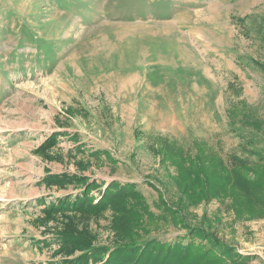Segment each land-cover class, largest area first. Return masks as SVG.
I'll return each instance as SVG.
<instances>
[{"label":"rangeland","instance_id":"rangeland-1","mask_svg":"<svg viewBox=\"0 0 264 264\" xmlns=\"http://www.w3.org/2000/svg\"><path fill=\"white\" fill-rule=\"evenodd\" d=\"M261 63L264 0H0V264H70L75 229L112 245L114 211H48L113 182L140 195L139 241L200 229L264 264V201L221 163L241 153L231 125L264 140Z\"/></svg>","mask_w":264,"mask_h":264},{"label":"trees","instance_id":"trees-1","mask_svg":"<svg viewBox=\"0 0 264 264\" xmlns=\"http://www.w3.org/2000/svg\"><path fill=\"white\" fill-rule=\"evenodd\" d=\"M260 66L264 68L263 63ZM231 131L240 140L241 153L231 156L233 167H229L224 161L221 162L224 171L234 173L233 184L239 187L245 198L249 201H264V189L260 187L259 179H252L249 176L250 172L255 171L256 168L264 169V163L258 164L259 167L257 163H252L250 160L257 157L259 162H264V140L257 135V132L236 125H231ZM47 180L50 184L70 181L65 175L49 176ZM84 182L86 184L88 180L84 179ZM224 184L227 185V182ZM98 187L97 182H91L87 189ZM76 197L78 196H70L65 202L62 201L51 208L48 211L49 218L56 216L59 212L67 211L72 206H74L72 213L77 211L76 214L85 215V219L90 218L91 215H93L92 218H100L107 210H112L114 217L113 219L111 217L110 225L111 229L112 227L116 229L118 237L112 244L113 246L97 247L96 239L91 235H85L83 230L75 229L74 232L64 230L68 236L72 237L63 239L66 242L62 246L68 253L74 248L80 252V255L73 259L77 261V264H83L89 258H95L101 262L100 264H242L248 259L232 248L223 247L212 235L200 229H190L187 235L179 237L173 243L155 240L139 241L134 231L123 223L125 217L139 218L136 210L125 205L129 203L128 201L139 203L140 195L137 194L136 186L133 184L111 183L105 189L104 198L97 203H92L88 196L84 201H73ZM68 225L71 226L64 222L65 229ZM184 239H189V242L184 244ZM203 239L206 240V245Z\"/></svg>","mask_w":264,"mask_h":264}]
</instances>
